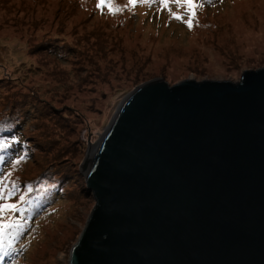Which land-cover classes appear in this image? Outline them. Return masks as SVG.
Listing matches in <instances>:
<instances>
[{
  "label": "rangeland",
  "instance_id": "obj_1",
  "mask_svg": "<svg viewBox=\"0 0 264 264\" xmlns=\"http://www.w3.org/2000/svg\"><path fill=\"white\" fill-rule=\"evenodd\" d=\"M193 2L203 6L189 28L175 0H103L116 14L102 0H0V122L19 115V139L30 140L0 173L10 192L0 204L17 206L0 213V264H69L95 204L78 163L134 85L155 75L241 78L264 65V0ZM47 165L59 189L25 228L24 180Z\"/></svg>",
  "mask_w": 264,
  "mask_h": 264
},
{
  "label": "water",
  "instance_id": "obj_2",
  "mask_svg": "<svg viewBox=\"0 0 264 264\" xmlns=\"http://www.w3.org/2000/svg\"><path fill=\"white\" fill-rule=\"evenodd\" d=\"M155 75L78 163L95 204L69 264H264V65Z\"/></svg>",
  "mask_w": 264,
  "mask_h": 264
},
{
  "label": "trees",
  "instance_id": "obj_3",
  "mask_svg": "<svg viewBox=\"0 0 264 264\" xmlns=\"http://www.w3.org/2000/svg\"><path fill=\"white\" fill-rule=\"evenodd\" d=\"M13 115L14 113L11 116L4 117L3 121L0 122V173L3 170V164H6V161H9L21 149L25 150L27 144L30 142L29 139H27L28 142L19 139V132L14 126L19 115H17L16 118L13 117ZM26 152L27 151L25 150L24 154ZM41 171L42 172L38 175L27 177L24 180L25 195L27 196V199L24 200L22 204L24 206L19 209L20 211H18L17 216L24 219L25 228L32 222V215L54 197L52 191H57L59 189L57 183H50L47 180L49 178L53 181H57V178L61 180L56 176V171L51 169L50 165L44 166ZM48 189H51V191Z\"/></svg>",
  "mask_w": 264,
  "mask_h": 264
},
{
  "label": "snow or ice",
  "instance_id": "obj_4",
  "mask_svg": "<svg viewBox=\"0 0 264 264\" xmlns=\"http://www.w3.org/2000/svg\"><path fill=\"white\" fill-rule=\"evenodd\" d=\"M144 2L147 3L148 0H144ZM208 2H211V0H208ZM131 3L133 6H135L136 0H131ZM162 3L164 5V7H169L168 0H162ZM175 3L177 5H179L180 7H184L185 5L187 6L188 13H189V19L184 21L183 15L177 14L175 12H171V9L169 8V11H170L172 17L174 19L186 22L189 28L193 27V21L196 18L195 8L196 7H202L203 5L202 4L196 5L193 2V0H183V2H182V0H175ZM104 6H107L109 8V10L112 11L113 14H116L117 12L122 10L119 6L113 7V5L111 3H108L107 5H105L103 3V0H102V3L100 5H98V7H104ZM19 163H20V160H17L16 164H19ZM6 192L10 195V192H8L7 189L0 188V200H3L5 198L4 193H6ZM16 207L17 206L15 204H0V213H5V212H8L9 210H15ZM4 227H7V225H5Z\"/></svg>",
  "mask_w": 264,
  "mask_h": 264
}]
</instances>
